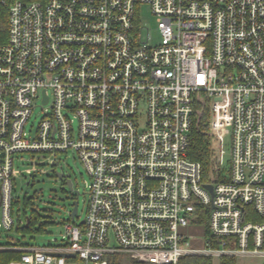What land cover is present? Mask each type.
I'll return each instance as SVG.
<instances>
[{"label": "built area", "instance_id": "1", "mask_svg": "<svg viewBox=\"0 0 264 264\" xmlns=\"http://www.w3.org/2000/svg\"><path fill=\"white\" fill-rule=\"evenodd\" d=\"M143 3L155 40L139 18ZM8 10L0 226L13 225L21 152L49 154L53 165L71 149L88 174L83 218L67 221L55 243H0L20 253L8 264H113L121 254L264 261V0H14ZM198 93L208 101L211 182L188 154ZM37 105L44 115L27 129ZM190 223L205 225L203 245L181 231Z\"/></svg>", "mask_w": 264, "mask_h": 264}, {"label": "rangeland", "instance_id": "2", "mask_svg": "<svg viewBox=\"0 0 264 264\" xmlns=\"http://www.w3.org/2000/svg\"><path fill=\"white\" fill-rule=\"evenodd\" d=\"M139 18L142 23H146L152 29L154 40L156 39V20L148 4H141ZM40 102H38L39 104ZM48 107L47 104L43 105ZM44 115L40 105L33 108L26 128L36 127L41 117ZM209 111L206 124L209 120ZM73 118L72 126L77 129V118ZM208 126V124H207ZM226 142V149L227 145ZM51 155L45 153H33L29 151L21 152V156L15 157L14 172L12 176V198L11 215L13 225L10 228L0 226V243L9 241H19L28 245H45L61 241L64 232V224L69 220H81L85 214L87 193L86 181L87 171L79 159L78 155L71 149L58 152V164L52 165ZM228 152L224 155L222 173L227 170ZM52 168V169H51ZM60 171L67 175L72 183V191L77 199V214L69 216L72 202L67 198V185L59 179L55 172ZM25 196L29 198V203H25ZM34 209V210H33ZM32 211L39 214L41 222L47 221L44 229L36 227L35 231H25L19 226L25 225V216L31 215ZM1 221V207H0ZM182 232L194 235L191 242L194 245H203L205 235V225L202 223H190ZM236 264H264L263 259L254 256H245L237 259Z\"/></svg>", "mask_w": 264, "mask_h": 264}, {"label": "trees", "instance_id": "3", "mask_svg": "<svg viewBox=\"0 0 264 264\" xmlns=\"http://www.w3.org/2000/svg\"><path fill=\"white\" fill-rule=\"evenodd\" d=\"M14 0H7V4L0 3V44H3L7 40L8 36V16L9 10L8 5ZM30 1V0H22ZM208 118V101L203 93L197 94V100L194 105V116L192 124L188 134V154L193 160L199 161L201 164L202 180L205 182H211L215 178L216 169L214 167L212 155V145L208 126L206 124ZM29 198L25 196V203H29ZM13 198L11 197V205ZM206 211L208 207L204 208ZM34 210V209H33ZM264 220L263 218H259ZM205 222V218H200ZM47 221L41 222L39 214L32 211L31 215L25 216V225L19 226L25 231H35L37 226L40 229H44V225ZM22 244L19 241H16ZM19 251L12 249L0 250V264H8L11 260L19 257ZM221 264H236L237 259L233 256L221 257ZM211 260L209 257L204 256H183L179 259L178 264H210ZM113 264H156L152 262L135 261L125 254L116 255L113 257Z\"/></svg>", "mask_w": 264, "mask_h": 264}, {"label": "water", "instance_id": "4", "mask_svg": "<svg viewBox=\"0 0 264 264\" xmlns=\"http://www.w3.org/2000/svg\"><path fill=\"white\" fill-rule=\"evenodd\" d=\"M57 164L56 162L53 163V165ZM52 169V168H51ZM55 172V175L59 178V179H64L67 187L69 189H71L72 187V183H71V180L69 179V177L67 175H64L62 172L60 171H56L54 170ZM204 186L212 193V183H205ZM77 199H74L72 201V207H71V210L69 212V216L70 217H73L76 212H77ZM65 256H69L68 254H64Z\"/></svg>", "mask_w": 264, "mask_h": 264}, {"label": "flooded vegetation", "instance_id": "5", "mask_svg": "<svg viewBox=\"0 0 264 264\" xmlns=\"http://www.w3.org/2000/svg\"><path fill=\"white\" fill-rule=\"evenodd\" d=\"M61 180L65 183L64 179H61ZM71 189H69V191H67V198H69V200L72 202L74 199H76V196Z\"/></svg>", "mask_w": 264, "mask_h": 264}]
</instances>
